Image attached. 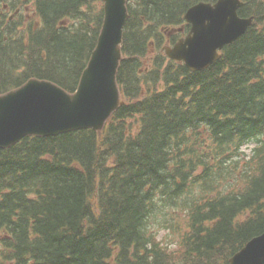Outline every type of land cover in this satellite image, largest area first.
Wrapping results in <instances>:
<instances>
[{
    "label": "trees",
    "instance_id": "trees-1",
    "mask_svg": "<svg viewBox=\"0 0 264 264\" xmlns=\"http://www.w3.org/2000/svg\"><path fill=\"white\" fill-rule=\"evenodd\" d=\"M203 1L216 0H129L125 104L102 133L0 150V264H229L264 233V0H242L253 26L192 73L162 48ZM102 8L0 0V95L33 78L74 92Z\"/></svg>",
    "mask_w": 264,
    "mask_h": 264
},
{
    "label": "water",
    "instance_id": "water-1",
    "mask_svg": "<svg viewBox=\"0 0 264 264\" xmlns=\"http://www.w3.org/2000/svg\"><path fill=\"white\" fill-rule=\"evenodd\" d=\"M104 24L77 91L71 94L55 83L32 79L21 88L0 96V149H9L26 137H54L93 129L101 132L124 104L117 82L123 59L127 0H102ZM241 0L200 3L185 19L190 34L167 55L183 61L193 72L208 69L221 59L220 51L246 33L253 19L241 18ZM230 264H264V234L251 240Z\"/></svg>",
    "mask_w": 264,
    "mask_h": 264
},
{
    "label": "rangeland",
    "instance_id": "rangeland-1",
    "mask_svg": "<svg viewBox=\"0 0 264 264\" xmlns=\"http://www.w3.org/2000/svg\"><path fill=\"white\" fill-rule=\"evenodd\" d=\"M251 149H252V146H249V148L248 149H246L247 150V153H250L251 152ZM159 224H157L156 225V233H157V235H158V237L161 239V240H165V237H166V235H167V232H166V230H164V228H159Z\"/></svg>",
    "mask_w": 264,
    "mask_h": 264
},
{
    "label": "bare ground",
    "instance_id": "bare-ground-1",
    "mask_svg": "<svg viewBox=\"0 0 264 264\" xmlns=\"http://www.w3.org/2000/svg\"><path fill=\"white\" fill-rule=\"evenodd\" d=\"M170 152V151H169Z\"/></svg>",
    "mask_w": 264,
    "mask_h": 264
}]
</instances>
